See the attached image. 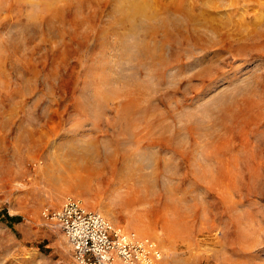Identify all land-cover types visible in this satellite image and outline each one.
I'll use <instances>...</instances> for the list:
<instances>
[{"label":"rangeland","instance_id":"1","mask_svg":"<svg viewBox=\"0 0 264 264\" xmlns=\"http://www.w3.org/2000/svg\"><path fill=\"white\" fill-rule=\"evenodd\" d=\"M67 196L264 264V0H0V264H69Z\"/></svg>","mask_w":264,"mask_h":264},{"label":"built area","instance_id":"2","mask_svg":"<svg viewBox=\"0 0 264 264\" xmlns=\"http://www.w3.org/2000/svg\"><path fill=\"white\" fill-rule=\"evenodd\" d=\"M42 214L62 230L71 250L69 264H163L156 241L114 226L78 198L67 196L59 207H45Z\"/></svg>","mask_w":264,"mask_h":264}]
</instances>
